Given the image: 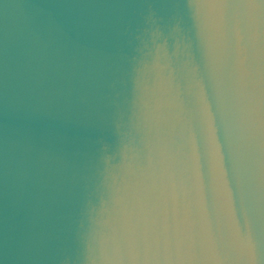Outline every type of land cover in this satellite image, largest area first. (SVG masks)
Instances as JSON below:
<instances>
[{
	"label": "water",
	"instance_id": "obj_1",
	"mask_svg": "<svg viewBox=\"0 0 264 264\" xmlns=\"http://www.w3.org/2000/svg\"><path fill=\"white\" fill-rule=\"evenodd\" d=\"M0 264H264V0H0Z\"/></svg>",
	"mask_w": 264,
	"mask_h": 264
}]
</instances>
